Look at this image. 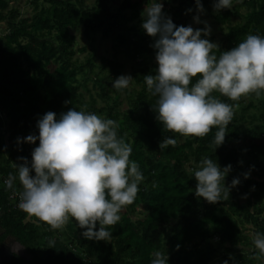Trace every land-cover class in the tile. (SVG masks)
<instances>
[{
	"label": "trees",
	"instance_id": "obj_1",
	"mask_svg": "<svg viewBox=\"0 0 264 264\" xmlns=\"http://www.w3.org/2000/svg\"><path fill=\"white\" fill-rule=\"evenodd\" d=\"M27 2L0 0V240L33 264L264 262V0H165L162 33L139 0Z\"/></svg>",
	"mask_w": 264,
	"mask_h": 264
},
{
	"label": "rangeland",
	"instance_id": "obj_2",
	"mask_svg": "<svg viewBox=\"0 0 264 264\" xmlns=\"http://www.w3.org/2000/svg\"><path fill=\"white\" fill-rule=\"evenodd\" d=\"M122 0H110V4L113 7H116L118 4H120ZM140 1V7L141 10L146 12L145 14H151L152 18L156 22V32L157 33H162L166 29L162 26L161 19L160 17H168L167 12L164 11L163 8H168V4L165 3V0H159V2H156V0H148L146 3V0H139ZM20 3V10L22 12V15H28L31 12V5L27 2V0H18ZM160 16V17H158ZM202 18L199 16L192 15L189 20H188V27L190 29V33L193 36H196V30L194 29L195 27L198 26L199 21ZM205 21V27L206 30L213 34L216 39H219L222 35L223 32L220 28L219 25H217L215 22L211 21V19L208 18H203ZM0 28H4V24L0 23ZM76 45L78 47L83 46L87 44V38L85 35H83L82 30L76 31ZM110 41L108 39H104L100 36V34H97L95 37V41L92 44H87L86 48L90 49L91 47L94 48L95 52L97 54H107L110 55L111 48H110ZM79 59H83L86 55V52L84 51H77L75 54ZM121 59L123 60L124 57L121 56ZM131 84V75H130V68L129 64L126 65V69L124 70V75H123V85L129 86ZM101 102H99L100 104ZM126 104L123 103L122 107H124ZM1 131V129H0ZM2 160H5V157H2ZM6 166H2L1 169H5ZM1 173V172H0ZM81 200V199H80ZM69 214L63 213L61 216H58V221L62 225L64 224L65 218H68ZM259 264H264L263 261H259Z\"/></svg>",
	"mask_w": 264,
	"mask_h": 264
},
{
	"label": "flooded vegetation",
	"instance_id": "obj_3",
	"mask_svg": "<svg viewBox=\"0 0 264 264\" xmlns=\"http://www.w3.org/2000/svg\"><path fill=\"white\" fill-rule=\"evenodd\" d=\"M5 233L0 225V237ZM14 238V239H13ZM0 264H12L15 257L21 258V264L24 262V256L29 257L24 251L23 246L10 234H6L0 240ZM10 260V261H7Z\"/></svg>",
	"mask_w": 264,
	"mask_h": 264
},
{
	"label": "built area",
	"instance_id": "obj_4",
	"mask_svg": "<svg viewBox=\"0 0 264 264\" xmlns=\"http://www.w3.org/2000/svg\"><path fill=\"white\" fill-rule=\"evenodd\" d=\"M4 182L7 183V180ZM8 198L11 205L17 208L26 207L30 202L28 194L20 190H10L8 192Z\"/></svg>",
	"mask_w": 264,
	"mask_h": 264
},
{
	"label": "water",
	"instance_id": "obj_5",
	"mask_svg": "<svg viewBox=\"0 0 264 264\" xmlns=\"http://www.w3.org/2000/svg\"><path fill=\"white\" fill-rule=\"evenodd\" d=\"M14 239V238H13ZM1 251V250H0ZM10 261V260H7ZM22 264H33L30 262V257H27L26 255L24 256V262Z\"/></svg>",
	"mask_w": 264,
	"mask_h": 264
}]
</instances>
